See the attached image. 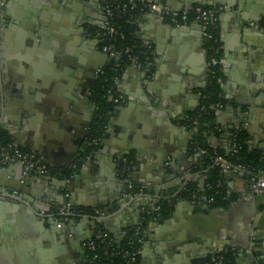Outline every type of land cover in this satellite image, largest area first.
Returning <instances> with one entry per match:
<instances>
[{"label":"crops","instance_id":"crops-1","mask_svg":"<svg viewBox=\"0 0 264 264\" xmlns=\"http://www.w3.org/2000/svg\"><path fill=\"white\" fill-rule=\"evenodd\" d=\"M160 1L176 11L196 6L223 7L218 16L219 63L228 103L216 112L215 124L222 131L221 137L211 136L209 142L228 150L230 130L243 129L249 135V149L264 156V0ZM238 2L242 3L240 7ZM60 3L62 0H2L0 4V115L4 106L0 128L9 132L16 146L37 153L48 167L66 164L67 168L76 156L78 134L65 139L59 120L43 115V105L35 92L38 83L59 87L65 77L69 90H78V79L86 83L89 77L95 78L89 73L91 66L97 64L102 69L105 58L96 52L97 39L89 29L105 20V9L101 0L70 1L69 9ZM32 8L39 10L37 17L30 12ZM31 17L38 18V22L42 19L44 25L32 29ZM77 21L83 22L82 28ZM134 26L137 41L151 49L152 60L151 69L131 65L116 80L117 92L126 101L115 106L107 129L113 135L110 145L123 149L122 156L112 158L106 152L108 146H99L82 163L80 177L69 191L59 183L57 191L51 188V196H46L57 210L70 203L96 212V222H101L116 240L139 222L141 207L151 202L149 196L129 199L125 194L121 171L125 156L134 157L128 166L130 180L158 194L171 192L177 196L187 182L203 181V172L197 170V156L188 149L193 129L184 120L198 108L200 90L208 79L204 27L191 22L176 28L150 12L137 16ZM59 90L73 98L74 92ZM77 100V117L85 121L93 106L80 92ZM246 104L253 108L250 120L242 116L248 114ZM25 107L31 112L27 131L20 117ZM109 137L108 133L104 140ZM86 162L92 166L84 169ZM22 171L17 162L0 158V176L20 177ZM245 175L240 169L225 173L228 191L237 196L229 208L206 210L179 199L170 219L162 224L151 223L141 250L143 264H192V260L229 248L239 251L237 264H257L254 252L264 259V190L249 185ZM34 182L25 181L24 190L39 195L43 182L36 183L37 190L31 188ZM23 195L18 193L20 198ZM117 202L122 204L118 206ZM2 205L0 264L13 260L18 264L85 263L83 248L87 241L77 242L91 235V215H84V231L74 226L65 235H58L50 214L38 211L42 218L37 219L20 205L12 216L6 204ZM41 207L47 209L48 204ZM16 228L30 230L38 241L33 244L31 237L15 239L7 234ZM70 240L73 251L66 250L65 256L61 251Z\"/></svg>","mask_w":264,"mask_h":264},{"label":"trees","instance_id":"trees-1","mask_svg":"<svg viewBox=\"0 0 264 264\" xmlns=\"http://www.w3.org/2000/svg\"><path fill=\"white\" fill-rule=\"evenodd\" d=\"M102 1L104 9L106 6H109L114 16L108 19L105 10V20L103 23L91 27L90 32L96 35L97 31L103 26H115L119 31V36L116 37L114 44L122 53L119 60L111 62L98 83L94 87H91V99L97 111L96 118L88 135L87 144L89 143V145L86 144L77 155L76 165L73 168L57 169L49 167L50 173L62 180L70 178L81 167L82 163L99 147V145H94L92 141L99 140L101 143L105 139L107 126L116 106L110 99V96L119 95L116 88V80L134 62L151 69L149 67L152 60L151 49L137 41L134 26L135 18L148 11H142L141 5L136 3L134 10L123 13L118 6L128 0ZM138 1L135 0V2ZM213 33L214 38L206 40L205 43L208 60L212 57L220 58L221 54V52L216 54V50L221 45L218 29L213 30ZM120 34H123L124 37L121 38L122 35ZM108 43V41H102L100 47ZM127 49H130L128 53H126ZM221 77L220 66L217 68L215 75L208 74L207 83L200 90L201 102L198 108L190 111L184 120L186 125L188 124L190 128L196 129V132L193 131L192 133L191 150L193 152H203L199 157L197 170L203 172V179H205L204 187L201 188V184H198L197 181H190L179 195L174 196L171 192L158 194L151 188H145L133 183V188L131 190L128 189V191L126 189L125 194L129 193L132 197L140 195L149 196L151 198L150 205L141 207L139 223L131 226L121 240H116L101 222H96L95 236L91 239L96 244V250L92 252L86 249L84 264H143L141 254L136 256L135 261L132 258L138 250H142L148 227L151 223L162 224L170 219L179 199L197 201L201 204L206 203L211 208H229L237 196L234 193H231L229 196L227 195L229 191L225 183V173L217 161L218 157L225 159L230 166V170H234L240 166L242 170H245V177L247 179L250 176L264 174V156L249 149L247 143L249 135L246 130H230V147L228 150L221 146H213L209 142V137L213 136L219 139L222 134V131L215 124L216 112L218 111L216 105L221 104L224 109L228 103L223 95ZM10 143H12L11 135L7 130L0 128V158H2L1 149L6 148ZM234 144H237L235 149L233 148ZM133 158L132 154L126 156L127 166L131 167ZM126 165L123 163V166ZM59 210L58 208L57 214ZM70 211L71 214L67 216L58 215V219L66 218L70 221L78 214L96 217V212L92 210L72 208ZM105 234H107V237H104ZM238 252V250L229 248L222 252L213 253L194 260L192 264H215L212 262L213 257H222V264H237ZM253 254L257 260V264H264V259L260 258L258 252H254ZM95 255H97L96 259L94 258Z\"/></svg>","mask_w":264,"mask_h":264},{"label":"water","instance_id":"water-1","mask_svg":"<svg viewBox=\"0 0 264 264\" xmlns=\"http://www.w3.org/2000/svg\"><path fill=\"white\" fill-rule=\"evenodd\" d=\"M70 1H75V0H62V4L60 3L59 5H62L64 8L69 9V5H71ZM188 1V0H187ZM215 2H219L218 0H214ZM2 0H0V4H1ZM43 4V3H42ZM47 3H45L44 5H46ZM242 3L238 2V7L241 6ZM48 6V5H47ZM57 7L60 8V6H58V4H56ZM190 7H192L191 5H189ZM31 13H33L34 15L39 14V10H35L34 8H32L30 10ZM36 17H31L30 19H33L30 21V27L32 29L39 27V26H43L44 22H42V19L39 20L38 22V18ZM72 18V17H71ZM34 19H37L34 21ZM78 22V21H77ZM82 23L83 22H78L79 27L82 28ZM103 23V22H102ZM97 23L96 25H100L102 24ZM46 24V23H45ZM47 25V24H46ZM35 32V31H34ZM41 32H37L38 35H40ZM34 36L36 35V33H32ZM98 54H101L104 58H105V65L102 66V69L104 67H107L109 63L111 62H115V58L110 57V55L108 53H103L100 52L99 50L96 51ZM96 63V62H95ZM136 66V65H134ZM65 67H67L65 65ZM98 68V67H97ZM101 68V67H100ZM97 70V69H96ZM96 70L95 71H91V76H96ZM0 80L2 81V76L0 74ZM62 85L59 87H52V88H48V86H41L40 83H38V88L35 92V95L37 96V101H39V104L43 105L42 107V113H44L43 115L48 116V117H52L54 120H59L60 125L63 126V135L64 138L66 139L67 136H75V134H77L78 132V128H80V126H82L80 123L84 122L83 120L79 119L77 117L78 114V90L77 88H75V90H72V88H70L71 90H69L70 86H67L66 84V80L65 77L62 79ZM90 85L95 86L96 85V81L94 80L93 83H89ZM4 83H1V87L3 88ZM59 88H62L63 91L66 92H74L73 98H70L67 94H63L61 93V90H59ZM78 93V94H77ZM62 95V96H60ZM68 99V100H67ZM156 103V102H155ZM245 104H241V106H243ZM248 105V114H244L242 115L243 117L247 118V120H250L252 117V113H253V108L251 107L250 104H246ZM27 110V112H26ZM239 111H241L239 109ZM21 119L23 120V123H25L24 129L27 131V124H30L31 121L29 120V117L31 116V112L25 107L24 109L21 110ZM3 119H4V106L2 104V109H1V115H0V124L3 123ZM111 119V118H110ZM29 120V121H28ZM112 120V119H111ZM114 121V119H113ZM243 122V121H242ZM87 126V124H86ZM108 128V126H107ZM111 129H114L113 125H110ZM29 133H31V131H28ZM124 132H126L124 130ZM110 134V137L107 140H103L101 141L100 147L102 149H104L105 146H108V150H106V152L112 157V158H119L122 156V150L120 147H115L113 145H110L111 143L109 142V140L112 139V134L109 132L108 129H106V135ZM61 137V135H60ZM120 136H116V138H119ZM80 146V145H79ZM79 146L76 149V156L75 159L72 160L69 164L67 168H73L76 165V157L78 155L79 152ZM27 149H33L31 147H26ZM35 150V149H33ZM121 160V159H120ZM87 166H84V169L86 167H91V163L90 162H86ZM21 165L22 167V174L20 177H14L11 178L8 175L4 176H0V211L1 209H3V205L2 204H6L5 207H7L6 211L12 214L18 213V210H20V205L24 206L26 209H28V212L33 215L35 218L37 219H41L42 216L38 213V211L41 212H45L47 214H50V216H52V220H53V226H55L57 228L56 232L58 233V235L63 234L65 235L66 233L70 232L71 230L69 228L74 227L76 230L81 229L80 231H84V229L86 228L84 225V215H78L75 218L71 219L68 226H66V224H63L62 226L59 227V219H58V215H60L59 213L57 214V209L52 207L51 203H48L46 199V196H51L52 192H51V188H55L54 191H57V185L59 183H63V185H66L67 191H69V186L75 182L78 177H80V170H77L70 178L68 179H64V180H60L59 178H53L50 176H43V175H39V174H32L30 172H26L25 168L23 166V164L18 163ZM51 165V164H50ZM65 165H52L53 168H57V169H65ZM30 179H33L34 181V185L33 189H39V186L36 185V183H40L39 181H42L43 183H40V185L42 186L41 190L39 191V195L34 194L32 192L29 193V191L24 190L25 189V181H28ZM85 183H87V181H85ZM204 183H205V179H203V181L201 182V188L204 187ZM26 192V193H24ZM18 193H23L25 195H23L21 198L18 196ZM131 199L132 196H129ZM186 201V200H185ZM124 202V201H123ZM188 202V201H187ZM192 205H197L198 207H202L206 210H210V207L208 206V204L206 203H197V202H190ZM46 204H48V208L47 209H43V207L41 206H45ZM122 203L117 202V205L120 206ZM66 204H62L60 205L63 206ZM72 208H79L75 205L71 204ZM113 207H111L112 209ZM13 216V215H12ZM93 219L94 217L91 216ZM102 221V220H101ZM90 230H92V233L90 236L80 239L77 242V245L86 241L91 240L94 236H95V230H96V220L94 219V222L92 224L89 225ZM12 234L13 238L15 239H19L21 236H25L28 237L30 239V237L33 239L32 243H36L38 241V239H36V237L31 234V231H27L24 232L23 230H20L18 228H16L13 231H9L7 232V234ZM62 235V236H63ZM64 237V236H63ZM119 240L122 239V236L118 237ZM65 243V241L63 242ZM74 243L73 241H69L68 244L65 243L64 247L65 249H63L61 251V253L63 254L66 250H70L71 252L73 251V246ZM84 250V258L86 259V247L83 248ZM179 251H181V248L178 249ZM69 254V253H68ZM63 255L66 256V254L64 253ZM69 256V255H67ZM208 256V255H207ZM70 258V257H67ZM203 257H199L198 259H201ZM194 260L191 261V263ZM3 264H18V262L16 260H13L11 262H4ZM73 264V263H72ZM79 264V263H76Z\"/></svg>","mask_w":264,"mask_h":264},{"label":"built area","instance_id":"built-area-1","mask_svg":"<svg viewBox=\"0 0 264 264\" xmlns=\"http://www.w3.org/2000/svg\"><path fill=\"white\" fill-rule=\"evenodd\" d=\"M136 3L141 5L142 11L143 10L148 11L162 22L169 23L170 25L176 28L185 27V25L191 22L201 24L204 27L205 41L214 38L213 30L215 31L218 29V16H219V12L223 9L222 6H196L192 9H187V10L184 9L182 11H176L163 5L160 0H139L138 2H135V0H128L127 2H124L122 5H119L118 7L121 9L123 13H125L134 10L136 8ZM105 10L108 19L114 16L109 6H106ZM262 26L264 27V20L262 21ZM120 35H122L121 38L124 37L123 34ZM117 36H119V31L113 25H107L105 27L103 26L101 29L97 31L95 35L99 43H101L102 41L109 42L108 44L102 45L101 48L104 53H108L110 57L115 58V62L119 60L122 53L120 50H118L115 47L114 44ZM129 51L130 49H127L126 53H128ZM220 52H221V46H219V48L216 50V54H219ZM219 60L220 58L217 57H212L209 60L207 59V70L209 75L216 74V70L220 66ZM132 65H139V64L134 62ZM110 99L116 106L121 105L126 101V97H124L121 94H119L118 96L111 95ZM216 107L218 109H223V105L221 104L216 105ZM92 143L94 145L100 144L99 140H94L92 141ZM236 147L237 144H234L233 148L235 149ZM1 150H2V159H5L6 161L12 163L17 162L23 164L26 172L55 178V176H53L50 173L49 167L44 163V161L38 156L37 153L32 151H25L20 147L16 146L13 142L10 143L6 148H2ZM217 161L221 165L224 173L230 171L229 169L230 166L227 164V162L223 157H218ZM238 169L242 170L240 166L235 170ZM129 171L130 169L126 165L122 170V177L125 184L127 185V188L131 189L133 187V182L129 178ZM247 183L253 187H256V189L264 190V174H261L260 176H250L247 179ZM227 195L229 196L231 195V193L228 192ZM71 209H72L71 204L68 203L64 205L62 208H60L59 214L67 216ZM67 221L69 220L66 218L60 219L59 227L65 224V222ZM104 237H107V234H105ZM85 247L87 250L92 252L96 250V244L92 240L87 241L85 243ZM139 254H141L140 250H138L134 254L132 260L135 261L136 256H138ZM94 258L96 259L97 255H95ZM212 262H214L215 264H222L223 263L222 257H213Z\"/></svg>","mask_w":264,"mask_h":264},{"label":"flooded vegetation","instance_id":"flooded-vegetation-1","mask_svg":"<svg viewBox=\"0 0 264 264\" xmlns=\"http://www.w3.org/2000/svg\"><path fill=\"white\" fill-rule=\"evenodd\" d=\"M102 1V0H101ZM103 2V1H102ZM95 26V25H94ZM93 26V27H94ZM91 28V27H90ZM89 31H90V29H89ZM97 48L101 51V52H103L102 51V48L100 47V43L97 41ZM104 53V52H103ZM110 66V63L108 64V66L107 67H104L103 69H101L100 68V66L99 65H97V64H94V65H92L91 66V71H95L96 69V76H94L95 78H88V79H86V83H84L83 81H80V79H78V82H77V87H78V90H79V92L81 93V95L83 96L84 94L86 95V98H87V101H89L91 104H92V106H93V110L90 112V114H89V116H87V118H86V120L84 121V123H80L82 126H80V129L78 130V140H77V146H79V152H78V154L80 153V151H82V149L84 148V146L87 144V140H88V135H89V131L91 130V126L93 125V122H94V120H95V118H96V111H97V108H96V106L94 105V103H93V101H92V99H91V96H92V92H91V87H94L93 85H89V82L90 81H93V80H95L96 81V84L98 83V81H99V79L101 78V76L104 74V71L108 68ZM98 67V68H97ZM91 71L89 72V73H91ZM86 124H87V126H86ZM193 131L194 132H196V129L194 128L193 129ZM192 137H191V140L189 141V145H188V149H189V153H191V154H194V155H196L197 156V159L199 160V157H200V155H202V151H195V152H193L192 150H191V142H192ZM101 144V143H100ZM100 144H99V146H100ZM87 145H89V143L87 144ZM91 145H92V143H91ZM87 160V159H86ZM198 162V161H197ZM123 163H124V165H126V156H125V158H124V160H122V165H121V171L123 170V168L125 167V166H123ZM123 166V167H122ZM53 176H55V175H53ZM55 178H57L56 176H55ZM188 183V182H187ZM186 183V184H187ZM186 184H185V186H186ZM125 188L127 189V191H128V189L129 188H127V185L125 184ZM133 188V187H132ZM131 188V189H132ZM126 189H125V191H126ZM131 189H129V190H131ZM127 195H129V193L127 194ZM192 202H194V201H192ZM143 206H149V203L146 205H143ZM69 214H71V211H70V213ZM78 215H80V214H78ZM78 215H75V216H78ZM73 218H75V217H73ZM139 223V222H138ZM137 223V224H138Z\"/></svg>","mask_w":264,"mask_h":264}]
</instances>
